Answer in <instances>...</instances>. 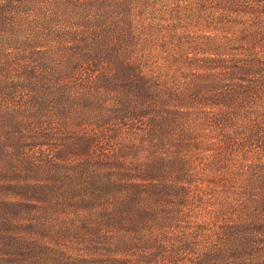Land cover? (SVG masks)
Wrapping results in <instances>:
<instances>
[{
	"label": "rangeland",
	"instance_id": "rangeland-1",
	"mask_svg": "<svg viewBox=\"0 0 264 264\" xmlns=\"http://www.w3.org/2000/svg\"><path fill=\"white\" fill-rule=\"evenodd\" d=\"M192 1L145 0L144 14L164 11L167 21L161 23L168 26ZM149 24L135 36L137 45L124 40L120 58L101 47L98 55L76 56L85 59L76 62L61 59L57 48L32 45L20 57L13 51L16 41L1 45L39 94L27 91L18 101L28 107L26 120L8 111L0 117V264L253 261L233 231L237 221L250 223L259 207L239 186L248 177L231 153L234 133L205 122L216 117L217 107L205 113L201 99L188 91L203 90L200 82L192 84L200 72L190 64L198 57L191 38L215 37L213 24L200 32L179 28L178 36L190 34L186 46L169 55L164 33L146 40ZM84 61L91 68L109 64L89 75L98 80L87 87L76 71ZM160 88L165 96L159 99ZM187 91L180 102L178 95L185 98ZM219 177L223 184L213 179ZM160 179L163 196H138L137 185L154 187ZM263 260L255 257L258 264Z\"/></svg>",
	"mask_w": 264,
	"mask_h": 264
},
{
	"label": "trees",
	"instance_id": "trees-1",
	"mask_svg": "<svg viewBox=\"0 0 264 264\" xmlns=\"http://www.w3.org/2000/svg\"><path fill=\"white\" fill-rule=\"evenodd\" d=\"M145 7V0H0V117L8 111L15 116L13 118L19 113L26 120L28 107L18 101L25 100L30 91L27 74L20 70L19 62L14 63L12 52L8 54V49H1L3 43L16 41L18 46L13 51L20 57L32 45L31 48L38 51L45 46L57 48L61 59L71 57L76 62L85 60L76 56L98 55L101 47L103 51L108 49L112 57L120 58L126 54L124 40L127 44H136L135 36L147 28L148 22L150 32L146 40L164 33L163 46L169 47V55L173 47L186 46L184 42L190 34L178 36L179 28L190 25L200 32L210 22L216 36L192 37L190 43L198 56L190 64L195 67L193 70L200 72V81L192 84L200 82L203 90L195 94L191 86L188 91L201 99L205 113L211 112L210 106L217 107L216 117L205 122L224 124L226 130L234 133L233 146L236 147H232L231 153L246 166L245 176L248 177V181L243 179L245 183L239 186L246 188L248 195L251 194L250 201L259 207L250 223L237 221L233 231L238 245L244 244L251 252L246 254L253 260L248 264H258L255 257L264 258V0H195L190 9L185 8L184 16L181 17L182 12L176 13L172 20L177 21L168 26L161 23L167 21L164 11L155 8L152 18H147ZM170 39L178 40L171 43ZM62 49L68 50L70 55H63ZM84 62L76 71L79 77L83 76L82 85L87 87L89 80L92 85L98 80L89 75L109 64L105 62V66L98 68L96 63L91 68ZM31 87L36 88L33 83ZM38 89H41L39 84ZM166 91L176 95L172 87ZM188 91L185 98L178 95L180 102L188 99ZM156 94L159 99L165 96L163 88ZM180 115L190 117L192 114L182 111ZM113 160L118 162L114 156ZM181 167L186 168V162ZM150 174H155V170L151 169ZM223 177L213 179L222 183ZM164 187L160 179L154 187L140 184L136 190L138 196L149 200L152 196H163ZM168 187L167 184L165 189Z\"/></svg>",
	"mask_w": 264,
	"mask_h": 264
}]
</instances>
